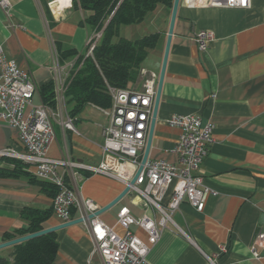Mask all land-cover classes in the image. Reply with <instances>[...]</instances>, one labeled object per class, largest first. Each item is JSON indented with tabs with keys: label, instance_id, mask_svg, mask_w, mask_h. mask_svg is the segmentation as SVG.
Returning <instances> with one entry per match:
<instances>
[{
	"label": "crops",
	"instance_id": "1",
	"mask_svg": "<svg viewBox=\"0 0 264 264\" xmlns=\"http://www.w3.org/2000/svg\"><path fill=\"white\" fill-rule=\"evenodd\" d=\"M10 2L9 14L0 6V47L5 58L30 72L38 87L34 103L39 104L40 88L52 81L53 53H82L87 48L93 32L85 23L89 12L73 6V0ZM171 14L172 9L159 5L143 22L126 26L128 35L123 37L131 40L160 34L140 70L136 83L140 86L132 89L143 88L147 76L142 69L155 72L159 80ZM202 29L215 33L207 50H201L194 40ZM2 70L0 59V74ZM104 109L87 104L73 117L76 130L65 128V116L56 118V136L48 155L98 164L103 157V129L110 123ZM66 111L69 114V104ZM175 114L198 115L203 123L213 125L214 142L200 172L203 185L213 193L203 211L188 201L181 203L172 214L173 222L167 223L151 246L147 264H211L208 257L216 264H264V250L259 258L252 252L254 239L264 232V0H251L247 8L192 7L180 1L149 158L179 163L175 146L181 129L167 122ZM8 147L21 150L19 130L0 117V150ZM13 160L17 159L0 156V171H13ZM24 164L34 176L33 166ZM67 178L79 198L92 199L102 208L125 189L122 182L103 174L83 172L75 180ZM53 198L27 176L0 174V244L27 225L24 208L48 209ZM141 205L138 198L127 194L99 216L123 235L125 229L117 222L119 210L128 207L138 217L153 213ZM72 217L80 218L78 208L72 209ZM63 223L53 213L46 228ZM132 231L148 243L143 228L134 225ZM55 232L59 249L52 264H105L82 223ZM12 251V246L0 249V257Z\"/></svg>",
	"mask_w": 264,
	"mask_h": 264
},
{
	"label": "built area",
	"instance_id": "2",
	"mask_svg": "<svg viewBox=\"0 0 264 264\" xmlns=\"http://www.w3.org/2000/svg\"><path fill=\"white\" fill-rule=\"evenodd\" d=\"M192 7H238L247 8L251 0H186ZM1 8L9 14L10 0H0ZM101 34L91 35L87 42L86 56L93 55ZM194 40L201 50H207L215 40L212 30H199ZM3 70L0 74V117L4 123L16 127L22 144L21 150L5 148L0 156L12 157L33 166L34 176L58 188L53 198V212L65 222L74 220L72 209L78 208L82 224L105 264H147L151 246L161 237L162 229L173 222L172 214L182 202L188 201L198 211H203L212 190L203 185L201 166L214 142L213 125L203 123L198 115L175 114L167 122L181 129L175 146L179 163L174 164L161 159L148 158L138 174L146 146L154 101L157 91L158 75L142 69L147 76L143 88L111 89L112 107L104 109L110 123L103 129V157L91 165L69 157L53 158L48 148L55 139V120L62 118L67 129L76 130L73 117L66 111L65 91L70 82L67 75L74 67L65 70L60 55L53 53L50 70L52 81L56 84L57 107L53 108L41 101L34 103L38 87L29 71L22 70L12 59L3 56L0 47ZM69 63V62H67ZM83 172L103 174L129 186L128 194L141 201L145 210L138 217L128 207L117 214V222L125 233L120 235L99 216L101 206L89 198H79L76 187L67 177L74 180ZM136 177L135 182L132 180ZM170 192L169 199L165 198ZM156 214H160L158 219ZM143 228L148 234V243L134 234L132 226ZM224 250V248H223ZM264 250V232L253 241L252 252L257 258ZM211 264L215 261L208 257Z\"/></svg>",
	"mask_w": 264,
	"mask_h": 264
},
{
	"label": "trees",
	"instance_id": "3",
	"mask_svg": "<svg viewBox=\"0 0 264 264\" xmlns=\"http://www.w3.org/2000/svg\"><path fill=\"white\" fill-rule=\"evenodd\" d=\"M173 4L174 0H73V6L89 12L85 23L93 31L102 30V36L92 56L86 57V54L75 50L60 54L62 62L78 56L65 93L72 117L78 115L87 104L110 108L113 103L111 89H132L135 86L140 70L150 51L156 47L160 34L151 33L131 40L120 36L121 27L143 22L159 5L172 9ZM39 92L45 104L55 107L52 81L43 85ZM13 161L14 170H1V175L27 176L38 183L43 192L55 197L58 192L55 185L37 179L25 169L22 161ZM53 213L52 207L24 208L22 217L27 225L15 234L7 235V240L45 229ZM12 248L8 257H0V264H52L59 244L56 232H51L13 245Z\"/></svg>",
	"mask_w": 264,
	"mask_h": 264
},
{
	"label": "water",
	"instance_id": "4",
	"mask_svg": "<svg viewBox=\"0 0 264 264\" xmlns=\"http://www.w3.org/2000/svg\"><path fill=\"white\" fill-rule=\"evenodd\" d=\"M180 1L181 0H174V4L172 7V14H171L170 26H169V30H168L167 43H166L165 53H164V57H163V61H162L160 76H159V80H158V84H157V92H156V97H155V101H154L152 118L150 121L148 139H147V143H146L145 152H144L143 158H142V163H141V166L139 168V171H138V174L136 175V177L139 175V173L143 169L145 162L149 158V152H150L153 133H154L155 124H156V120H157V113H158L159 104H160V100H161V93H162L165 71H166V66H167V60H168V55H169V50H170V45H171V39H172L174 27H175V22H176V18H177V12H178V8L180 5ZM136 177L132 180V184L135 182ZM129 191H130V187L129 186L125 187L123 192L115 200H113L110 204L101 208V210L98 212V214H101L102 212L107 211L108 209H110L111 207L116 205L123 197H125L129 193ZM81 222H82V219L79 218V219L71 220L69 222L57 225V226L48 227V228H45L43 230L31 233V234H27L24 236L14 238L12 240L1 243L0 249L16 245L18 243L27 241L29 239H32V238H35V237H38L41 235H45L47 233L55 232V231H57L63 227L73 225V224H77V223H81Z\"/></svg>",
	"mask_w": 264,
	"mask_h": 264
},
{
	"label": "rangeland",
	"instance_id": "5",
	"mask_svg": "<svg viewBox=\"0 0 264 264\" xmlns=\"http://www.w3.org/2000/svg\"><path fill=\"white\" fill-rule=\"evenodd\" d=\"M122 29L120 30V36L121 37H123V36H126V35H128V33H126V30H128L127 29V27L126 26H122L121 27ZM93 31V30H92ZM101 34V36H102V30L101 31H93L92 33H91V35H97V34ZM133 37H135V38H137V37H139V36H137V34H134V36ZM101 38V37H100ZM100 38L98 39V42H99V40H100ZM118 39V37H116L115 38V40H117ZM86 52H87V48L85 49V51L84 52H82V54H86ZM81 54V53H80ZM90 56H92V55H90ZM87 57V56H86ZM78 58V56H76V57H74V58H71L70 60H68L67 62H69V63H65V62H63L62 64L63 65H65L66 66V68H65V70L67 71V70H69V69H71V64L74 62V64H75V62H76V59ZM73 68V67H72ZM71 71H73V70H71ZM71 71L69 72L70 74H68L67 75V77H68V82H70V79H71V76L73 75V74H71ZM141 83V82H140ZM52 84H53V90H54V94H55V100H56V89H57V87H56V84L52 81ZM140 86V84L138 83L137 85L135 84V86H133L132 88H134V87H139ZM67 89H68V87H67ZM67 89H66V91H67ZM66 91H65V93H66ZM67 104V103H66ZM55 107H57V102H56V104H55ZM105 109H107V108H105Z\"/></svg>",
	"mask_w": 264,
	"mask_h": 264
},
{
	"label": "bare ground",
	"instance_id": "6",
	"mask_svg": "<svg viewBox=\"0 0 264 264\" xmlns=\"http://www.w3.org/2000/svg\"><path fill=\"white\" fill-rule=\"evenodd\" d=\"M157 92V91H156Z\"/></svg>",
	"mask_w": 264,
	"mask_h": 264
}]
</instances>
